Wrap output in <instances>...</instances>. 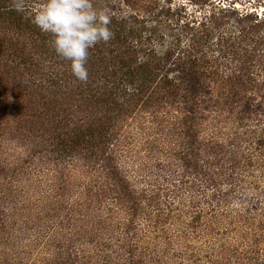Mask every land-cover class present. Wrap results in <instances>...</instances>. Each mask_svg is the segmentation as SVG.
Returning a JSON list of instances; mask_svg holds the SVG:
<instances>
[{
    "label": "trees",
    "instance_id": "16d2710c",
    "mask_svg": "<svg viewBox=\"0 0 264 264\" xmlns=\"http://www.w3.org/2000/svg\"><path fill=\"white\" fill-rule=\"evenodd\" d=\"M93 0L88 82L0 0V264H264V10ZM241 2V6L238 3Z\"/></svg>",
    "mask_w": 264,
    "mask_h": 264
},
{
    "label": "clouds",
    "instance_id": "9594fccd",
    "mask_svg": "<svg viewBox=\"0 0 264 264\" xmlns=\"http://www.w3.org/2000/svg\"><path fill=\"white\" fill-rule=\"evenodd\" d=\"M26 0H12V7L25 10ZM32 23L52 37V48L63 60L70 62L71 72L82 83H87L89 49L113 38L107 10L98 9L93 0H45Z\"/></svg>",
    "mask_w": 264,
    "mask_h": 264
},
{
    "label": "rangeland",
    "instance_id": "374dc122",
    "mask_svg": "<svg viewBox=\"0 0 264 264\" xmlns=\"http://www.w3.org/2000/svg\"><path fill=\"white\" fill-rule=\"evenodd\" d=\"M250 2H251L252 4L249 3V0H246L245 3H244V1H243L242 4L246 5V7L249 8V9H254V8L256 7V6H255V2H253V1H250ZM240 4H241V2L238 3L239 6H241ZM259 7H260V10H261V11L264 10V0H263V4H262L261 6H259Z\"/></svg>",
    "mask_w": 264,
    "mask_h": 264
}]
</instances>
